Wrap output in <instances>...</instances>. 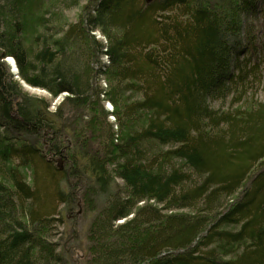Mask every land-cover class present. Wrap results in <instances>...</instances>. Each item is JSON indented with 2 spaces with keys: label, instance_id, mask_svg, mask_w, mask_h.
Instances as JSON below:
<instances>
[{
  "label": "trees",
  "instance_id": "obj_1",
  "mask_svg": "<svg viewBox=\"0 0 264 264\" xmlns=\"http://www.w3.org/2000/svg\"><path fill=\"white\" fill-rule=\"evenodd\" d=\"M262 7L0 0V264H264Z\"/></svg>",
  "mask_w": 264,
  "mask_h": 264
},
{
  "label": "rangeland",
  "instance_id": "obj_2",
  "mask_svg": "<svg viewBox=\"0 0 264 264\" xmlns=\"http://www.w3.org/2000/svg\"><path fill=\"white\" fill-rule=\"evenodd\" d=\"M83 3V2H82ZM81 3V4H82ZM263 9V7H262ZM264 10V9H263ZM65 15L69 18V19H74L76 17V15L79 12V9L77 8H71L68 10H64ZM251 18H248V20ZM96 37L99 38V40L105 42V38L96 33ZM264 37V35H263ZM261 56H263L264 58V49H262L261 51ZM259 70L258 75H256V77L251 79V83H249L247 85V92L245 95H243L240 99V101L238 103H231L233 101L232 96H234L233 94L231 96H228L224 101H221L219 99H213L210 101V106H212L214 109L220 108L222 110H228V109H233L236 106L239 105H244V104H248L249 102L253 101H262L264 98V60H260V64L257 68ZM25 91L32 94V95H36V96H41V97H46L50 99V95L40 89V88H34V87H30L27 85L23 86ZM62 97H58L56 99H51L52 101V105H54L55 103H58L61 100ZM232 98V99H231ZM231 103V104H230ZM233 104V105H232ZM104 106L105 108H107L108 110L111 111V105L109 102H104ZM109 120L111 122L114 121L113 116L110 115L109 116ZM58 165L61 166L62 165V161L58 160ZM182 211H189V209H183ZM91 215L90 213H88V211L86 210H82V206H78L76 209L75 207L72 208V211L68 214V218L65 221V224L63 226L60 227V230L67 228L66 232H65V236H64V240L68 241L69 239V232L71 229L70 224L73 223L75 229H79L78 230V235L76 234V245H77V250L76 253L69 259L70 264H86V262L84 263L83 260V255L85 254V245H86V229L90 223L91 220ZM131 218V215H129L127 218L125 219H121L118 220L116 222V224H121L124 220H127ZM77 233V232H76ZM68 243V242H66Z\"/></svg>",
  "mask_w": 264,
  "mask_h": 264
},
{
  "label": "water",
  "instance_id": "obj_3",
  "mask_svg": "<svg viewBox=\"0 0 264 264\" xmlns=\"http://www.w3.org/2000/svg\"><path fill=\"white\" fill-rule=\"evenodd\" d=\"M12 59V58H11ZM10 65H11V67H12V70L14 71V73H16V66H15V63H14V61H13V59L11 60V62H8Z\"/></svg>",
  "mask_w": 264,
  "mask_h": 264
},
{
  "label": "bare ground",
  "instance_id": "obj_4",
  "mask_svg": "<svg viewBox=\"0 0 264 264\" xmlns=\"http://www.w3.org/2000/svg\"><path fill=\"white\" fill-rule=\"evenodd\" d=\"M7 60H8V62H11L12 59L10 57H8ZM141 204H142V202H141Z\"/></svg>",
  "mask_w": 264,
  "mask_h": 264
}]
</instances>
